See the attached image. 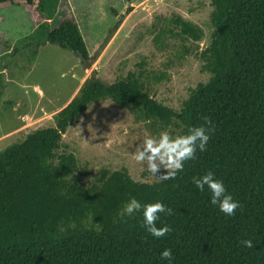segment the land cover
I'll list each match as a JSON object with an SVG mask.
<instances>
[{
  "label": "trees",
  "instance_id": "obj_1",
  "mask_svg": "<svg viewBox=\"0 0 264 264\" xmlns=\"http://www.w3.org/2000/svg\"><path fill=\"white\" fill-rule=\"evenodd\" d=\"M43 0H0V8L22 5L30 16ZM209 45L197 53L209 73L175 110L150 96L132 73L112 83L87 77L78 93L55 114L52 126L29 131L0 150V264H264V0H210ZM2 19L0 15V20ZM169 37L198 41L202 30L180 17ZM120 23L118 20L116 26ZM162 36H156L160 42ZM47 41L90 59L76 19L63 18ZM188 52V51H187ZM110 99L132 107L155 131L178 133L209 116L215 131L207 150L184 164L175 179L141 182L127 168H101L82 185L78 160L57 152L69 125L88 106ZM177 133V134H178ZM211 170L243 206L226 216L199 191L194 176ZM160 201L175 210L157 226L173 230L154 238L141 213L117 219L129 198ZM250 239L254 247L241 241Z\"/></svg>",
  "mask_w": 264,
  "mask_h": 264
},
{
  "label": "rangeland",
  "instance_id": "obj_2",
  "mask_svg": "<svg viewBox=\"0 0 264 264\" xmlns=\"http://www.w3.org/2000/svg\"><path fill=\"white\" fill-rule=\"evenodd\" d=\"M42 4L43 12L34 17L19 4L0 8V150L33 129L54 125L55 114L91 75L112 83L130 72L150 96L175 110L191 88L209 78L197 53L212 37L210 0H43ZM68 16L78 23L90 55L87 62L70 48L47 41ZM177 17L201 28V39L169 37L178 31L169 20ZM159 34L162 39L157 42ZM164 130L178 133L173 126ZM159 132L132 107L99 100L68 126L57 152L75 154L82 185L90 184L101 168L122 167L137 181L153 182L155 177L133 156L145 136Z\"/></svg>",
  "mask_w": 264,
  "mask_h": 264
},
{
  "label": "clouds",
  "instance_id": "obj_3",
  "mask_svg": "<svg viewBox=\"0 0 264 264\" xmlns=\"http://www.w3.org/2000/svg\"><path fill=\"white\" fill-rule=\"evenodd\" d=\"M202 123L190 127L184 133L173 135L169 130L159 132L158 135H147L136 147L133 159L155 177L157 182L175 179L178 173L183 172L185 162L196 159L197 152L203 153L207 150V144L211 133L215 131L212 119L207 115H201ZM192 183L195 187L204 192H210L211 205L218 207L220 212L226 216H233L237 209H242L239 201L227 190L222 179H219L215 172L208 170L200 176H194ZM175 210L165 206L162 202L141 203L134 197L124 203L117 212V219L126 222L127 218L141 213L143 226L154 238H162L173 229L164 224L157 226L160 214L173 215ZM248 248H253L250 239L241 241ZM160 258L171 264L174 255L171 249L165 248L160 253Z\"/></svg>",
  "mask_w": 264,
  "mask_h": 264
},
{
  "label": "crops",
  "instance_id": "obj_4",
  "mask_svg": "<svg viewBox=\"0 0 264 264\" xmlns=\"http://www.w3.org/2000/svg\"><path fill=\"white\" fill-rule=\"evenodd\" d=\"M69 101H70V100H69ZM69 101H67V102L65 103V105H66ZM65 105H64V106H65Z\"/></svg>",
  "mask_w": 264,
  "mask_h": 264
}]
</instances>
